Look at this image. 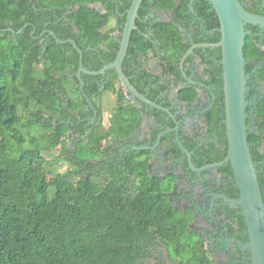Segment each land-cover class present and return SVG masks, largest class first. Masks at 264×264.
Listing matches in <instances>:
<instances>
[{"label":"trees","instance_id":"obj_1","mask_svg":"<svg viewBox=\"0 0 264 264\" xmlns=\"http://www.w3.org/2000/svg\"><path fill=\"white\" fill-rule=\"evenodd\" d=\"M92 1H80L81 10L70 17L83 43L65 19L54 18L51 29L61 40L74 38L83 50V66L99 70L100 65H90L94 51L111 40L113 29H106L105 16L86 6ZM240 1L249 11L264 15L263 0ZM71 3L0 0V264H144L158 259L160 241L175 264H213L203 239L192 229L191 208L182 211L168 199L167 185L174 176L150 177L143 159L145 154L151 158L149 149L132 148L121 156L120 142L140 128L143 116L118 74L83 73L82 91L76 75L80 57L72 44L35 37L48 19L47 8H60L62 13ZM193 7L210 27L219 24L208 0H194ZM154 8L169 12V20L152 25V36L164 53L166 81L159 84L160 76L149 72L133 75L128 59L123 71L142 94L165 107L171 106L168 96H158L170 89V81L179 87V100L192 103L198 97L195 85L180 87L185 82L180 60L191 46L182 31L192 25L190 0H154ZM246 30V70L255 58L263 61L257 78L264 82V36L258 34L259 26L247 24ZM136 41L144 51L153 47L144 38ZM115 56L114 49L109 61ZM203 64L210 61L205 58ZM222 72V66L207 69L216 98L204 123L217 141L197 147L190 135L184 137L189 151L197 147L199 165L220 162L227 155ZM109 92L115 95L117 109L106 126L103 98ZM255 113L257 129L249 127L247 137L256 160L264 158L258 148L264 142V97L257 100ZM151 114L160 124L166 123L164 111L153 109ZM247 123L252 124L250 117ZM160 131L155 129L152 140ZM161 144L167 158L183 153L167 136ZM54 150L62 157H53ZM60 161L70 166L63 173L55 169ZM218 170L233 175L230 164ZM258 177L264 198V169L258 168Z\"/></svg>","mask_w":264,"mask_h":264},{"label":"flooded vegetation","instance_id":"obj_2","mask_svg":"<svg viewBox=\"0 0 264 264\" xmlns=\"http://www.w3.org/2000/svg\"><path fill=\"white\" fill-rule=\"evenodd\" d=\"M80 1L82 0H73V3L67 5V9L62 13H59L60 8H47L50 12L48 19L44 21L43 29L37 33L35 37L41 42L50 41L51 37H54L55 40L59 39L56 31L51 29V26L54 23V18L58 21L62 18L65 19L66 24L71 23L78 36L79 42L83 43L80 29L70 21V17L74 12L81 10ZM132 2L133 0H95L86 3V6L90 9L105 16L104 18L107 19V25H105L106 29H113L110 31L111 40L108 39L95 49L93 61L92 64H90L91 67L100 65L101 68L99 70H101L104 66L111 63L109 60L114 55V49L117 56L121 46L128 11ZM193 4L194 0H190V11L194 14L191 20L192 25L190 30H186L184 27L182 28L183 34L186 36V41H189L191 46L180 60V70L185 78V82H181L180 87L188 84L195 85L198 91V97L192 103L180 101L177 95L179 87H176L175 83L170 81V89L164 94H160L158 98H162L165 95L168 96L171 101V106L166 108L170 109L171 114L164 111L166 113L164 116L166 123L160 124L151 114V110L157 108L147 105L135 97L128 96V98L141 109L143 120L140 128L133 135L124 143L120 142V154L122 156L125 151L132 148L149 149L151 158H149V155L145 154L143 159L149 164L148 171L150 177L174 176V179L172 178V180H169L167 185L169 188V190L166 191V193L169 194L168 199L171 201L172 205L182 211L191 208L194 214V218L191 222L192 229L194 233L203 239L204 248L211 255L213 264H219L218 261H221V264H251L250 250L244 247V244L249 242V234L243 210L240 205L236 206L232 202V200L238 199L241 194L233 178L234 174L221 173L218 168L195 171L191 168L187 154L183 152L180 158H167L165 155L166 148L161 144L164 136H167L172 144H177L178 140L184 144L185 135H190L198 142L197 147H201L207 141H217L215 137L207 133L204 119L205 113L210 111L214 106L216 98L212 84L208 83L210 77L207 73V69L222 66V48L214 45L221 40L220 22L210 27L207 21L198 15ZM263 8L264 0L260 5V12H263ZM209 11L212 12L213 8H210ZM215 17L218 19L217 14H215ZM164 20H169V12L155 9L154 0H143L138 10V16L135 19L137 27L132 30L127 54L123 60L124 63V61L128 59L130 64L128 70L133 75L140 76L145 72H149L154 76L159 75V84L166 81V78L163 76L162 66V56L164 53L159 46L158 40L154 39L152 36V25ZM35 31L36 29L34 28L32 34H34ZM53 33H55L56 37ZM258 34L263 37L264 29H261ZM142 37L145 39L146 43L150 42L153 44V47L145 51L142 50L138 45V41H136V39L143 41ZM68 39L75 40L72 37H68L64 40ZM75 42L77 44L76 40ZM113 44H118V47H114ZM73 48L76 49L74 46ZM186 54L187 56H185ZM116 56L114 58H116ZM79 57L80 62L81 59L83 62L84 54L81 58L79 53ZM205 58L210 61L209 65L203 64V59ZM188 59L189 61L187 62ZM262 65L263 61L255 58L251 69L247 71V100L249 103L247 109L250 107L247 111V115L248 118L250 117L252 120V124H250L249 127L253 130L257 129L255 125L256 102L259 98L264 97V93H262L261 89L264 82L259 81L257 78V71ZM69 70H74V67H70ZM78 71L79 68L76 71V75ZM114 72L117 73L116 69H108L104 74L99 75L114 74ZM97 102L100 105V100H97ZM195 102L198 104L197 107L191 108ZM91 107H93V105H91ZM192 117L197 118L201 125V130L198 132H191L186 129L188 120ZM94 118L95 117H93V119ZM170 122H173V124L171 125ZM176 127L179 128L178 131L175 130ZM158 128L162 129V131L158 133L155 140H152V133ZM160 135H162V137H160ZM74 138H76L75 135ZM197 147L193 151H190V153L193 165L196 169L201 170L212 163H203V165L198 164L197 160L199 159V155L198 157L196 156ZM258 148L260 152L264 154V142L261 143ZM254 161L257 169H264V158L254 159ZM186 163L187 165L185 166ZM225 197L230 200H226ZM232 227L234 231H232ZM156 252L158 254V259H148L144 264H171V261L173 263L164 242L160 241L157 244Z\"/></svg>","mask_w":264,"mask_h":264},{"label":"water","instance_id":"obj_3","mask_svg":"<svg viewBox=\"0 0 264 264\" xmlns=\"http://www.w3.org/2000/svg\"><path fill=\"white\" fill-rule=\"evenodd\" d=\"M142 1L133 0L131 4L123 30L121 46L115 60L101 70L91 71L84 68L81 59L77 76L81 84V90L84 91L85 82L82 78V73L99 75L104 74L108 69H116L122 86L129 93V96L171 114L170 109L150 100L146 95L139 92L122 68L132 30L137 27L135 19L138 16ZM208 1L212 5L213 10H215L220 22L221 40L214 45L222 48L224 123L228 143L227 155L222 161L209 164L200 170L193 165L191 153L183 142L178 140L177 144L187 154L191 168L195 171H202L208 168L216 169L226 164L231 165L234 174L233 178L241 192L240 197L232 200V202L234 205L242 207L249 234V242L244 244V247L250 250L251 264H264V198L259 182L258 169L247 137L249 130L247 123V106L249 104L247 100L248 75L244 54L247 35L246 25H255L264 29V15L249 11L240 0ZM53 35L56 37L55 33ZM57 41L59 43L71 42L82 58L83 52L77 46L75 40L57 39ZM175 130L178 131L179 128L176 127ZM225 199L230 200L227 197Z\"/></svg>","mask_w":264,"mask_h":264},{"label":"rangeland","instance_id":"obj_4","mask_svg":"<svg viewBox=\"0 0 264 264\" xmlns=\"http://www.w3.org/2000/svg\"><path fill=\"white\" fill-rule=\"evenodd\" d=\"M165 18V17H164ZM261 89H262V93H264V85L261 86ZM106 95H104V98H103V101H104V114H103V122H104V125L106 126H109V120L111 118V114H115L116 112V109H117V104H116V99H115V95H113L112 93H105ZM197 102H195L193 104V106H191V108H194V107H197ZM186 129L191 131V132H198L201 130V125L198 121L197 118L195 117H192L188 120V123L186 125ZM54 155L53 157L55 156H61L62 157V154L60 152H58V150H54ZM56 170H58L59 172L63 173L65 172L68 168H70V166L66 163V162H61L59 164H57L55 166ZM50 176H48V179H49ZM173 256H175L173 254ZM175 258V257H174ZM175 263V262H173ZM172 261H171V264H173ZM219 264H221V261H218Z\"/></svg>","mask_w":264,"mask_h":264},{"label":"crops","instance_id":"obj_5","mask_svg":"<svg viewBox=\"0 0 264 264\" xmlns=\"http://www.w3.org/2000/svg\"><path fill=\"white\" fill-rule=\"evenodd\" d=\"M109 123L111 124V118H110V120H109ZM110 124H109V125H110Z\"/></svg>","mask_w":264,"mask_h":264}]
</instances>
